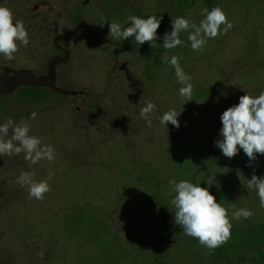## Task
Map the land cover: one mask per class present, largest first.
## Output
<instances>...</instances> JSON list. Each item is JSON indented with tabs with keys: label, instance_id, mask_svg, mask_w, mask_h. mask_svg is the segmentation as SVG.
<instances>
[{
	"label": "rangeland",
	"instance_id": "rangeland-1",
	"mask_svg": "<svg viewBox=\"0 0 264 264\" xmlns=\"http://www.w3.org/2000/svg\"><path fill=\"white\" fill-rule=\"evenodd\" d=\"M136 4L125 1L115 17L106 15L109 20L100 10L78 55L81 62L69 75L76 79L83 71L99 99L20 98L15 113L0 115V124L27 121L29 135L55 150L53 161L36 165L23 153L0 156V264H215L214 250L174 225L166 195L172 180L208 188L230 218L241 208L253 212L250 219L231 220L232 228L264 222L256 191L247 186L253 174L264 176V156L246 167L242 150L228 159L214 147L222 112L239 96L264 90V0H216L213 6L233 27L223 34L222 25L202 53L192 51L186 32L180 34L182 46L161 45L171 20L183 16L199 24L204 0H143V13L163 17L160 39L150 45L109 35L108 24L128 26ZM173 55L192 77L191 100L179 95L181 85L163 59ZM146 101L156 105L151 127L140 117ZM172 108L180 112L178 129L159 123ZM33 111L37 117L30 119ZM22 171L34 172L36 181L54 173L43 200L29 199L15 182ZM258 247L261 257L245 246L226 252L217 264H264V244Z\"/></svg>",
	"mask_w": 264,
	"mask_h": 264
},
{
	"label": "clouds",
	"instance_id": "clouds-1",
	"mask_svg": "<svg viewBox=\"0 0 264 264\" xmlns=\"http://www.w3.org/2000/svg\"><path fill=\"white\" fill-rule=\"evenodd\" d=\"M200 15L203 19L199 24L191 22L183 16L171 20V31H166L163 36L162 47L166 50L182 46L184 41L180 38L182 32L188 33L187 40L194 52L202 53L210 39H215L221 34H226L232 27L227 15L220 6L211 10L204 8ZM163 17L151 15L147 19L135 15L127 17V27L119 23L108 24L109 35L115 37L119 42L134 38L139 45H149L160 37L157 35ZM29 44L28 31L22 20H15L12 11L0 6V55L8 60L15 58L19 46L27 47ZM164 61L174 72L177 82L181 85L178 93L186 100H191L193 92L192 77L187 74L180 65V57L173 55L165 56ZM156 110V105L146 101L145 106L140 109V117L145 120L148 127L152 126L150 115ZM178 113L174 108L165 111L159 117V123L166 127L171 124L179 128ZM37 112L30 113V119H35ZM221 127L219 139L214 147L220 149L221 154L232 159L242 150L248 158L246 167H251L257 156H264V90L258 96L241 95L238 103L228 107L219 117ZM9 129L12 135L9 137ZM31 125L24 120L16 123L9 118L0 124V156H19L24 154V160L30 165H36L41 160L49 162L55 159V150L51 145H42L39 137L29 135ZM228 171V169H225ZM34 172H21L16 178V183L26 188L29 199L43 200L45 194L51 191L48 183L54 173L49 172L46 179L36 181L33 179ZM170 183V204L175 209L174 225L183 229L185 235L190 236L210 252L223 246L231 239V220H247L253 212L247 208H241L232 212L231 218L228 210L216 202V198L209 192L208 188L180 180H172ZM249 189H255L259 198V205L264 208V176L257 177L255 174L247 179ZM42 255V253H41Z\"/></svg>",
	"mask_w": 264,
	"mask_h": 264
},
{
	"label": "flooded vegetation",
	"instance_id": "flooded-vegetation-1",
	"mask_svg": "<svg viewBox=\"0 0 264 264\" xmlns=\"http://www.w3.org/2000/svg\"><path fill=\"white\" fill-rule=\"evenodd\" d=\"M125 1L128 0H0V6L12 11L14 22L23 21L29 39L27 47L19 46L14 59L0 55V115L15 113L13 105L20 98L40 100L43 95H52L57 101L99 99L86 86L83 71L76 74V79L69 75L81 62L78 55L99 21L100 10L104 19L109 20L106 15L115 17ZM133 1L137 3L134 14L143 19L148 17V13L142 12L143 0ZM27 75L35 80L52 76L58 89L26 86Z\"/></svg>",
	"mask_w": 264,
	"mask_h": 264
},
{
	"label": "trees",
	"instance_id": "trees-1",
	"mask_svg": "<svg viewBox=\"0 0 264 264\" xmlns=\"http://www.w3.org/2000/svg\"><path fill=\"white\" fill-rule=\"evenodd\" d=\"M216 0H204V4L207 9L211 10L214 6ZM253 62H248L252 64ZM34 94L38 96L39 92H29L28 94ZM264 244V222H257L255 224L245 226L244 229H231V239L221 247H218L213 252L214 262L217 264L218 259L224 258L226 252L232 251L236 252L237 250L244 248L245 246H251L257 251L259 256L262 254L258 245ZM260 264H263L262 259Z\"/></svg>",
	"mask_w": 264,
	"mask_h": 264
},
{
	"label": "water",
	"instance_id": "water-1",
	"mask_svg": "<svg viewBox=\"0 0 264 264\" xmlns=\"http://www.w3.org/2000/svg\"><path fill=\"white\" fill-rule=\"evenodd\" d=\"M27 79L24 81V84L26 86H32V87H50V88H54V89H58V87L55 84V81L53 80L54 78L51 77H43L40 78L39 80H35L33 77L31 76H26ZM19 81L17 80L16 84ZM66 94H68L66 92Z\"/></svg>",
	"mask_w": 264,
	"mask_h": 264
}]
</instances>
